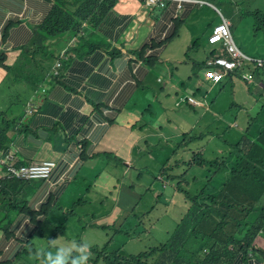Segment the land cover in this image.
Segmentation results:
<instances>
[{
  "label": "trees",
  "instance_id": "trees-1",
  "mask_svg": "<svg viewBox=\"0 0 264 264\" xmlns=\"http://www.w3.org/2000/svg\"><path fill=\"white\" fill-rule=\"evenodd\" d=\"M209 1L214 2L215 0ZM248 1L250 2V0ZM115 2L116 0H55L51 11L35 35L22 47V52L13 65H6V55L4 52L0 53V66L7 70L0 85L3 104L8 102L10 95L21 92L24 84L30 90H35L51 77L57 67L51 43L53 38L67 31L89 32L90 40H85L86 44H81L77 53L83 55L91 51L94 36L90 30L96 29L104 21L105 17L113 10ZM217 4L227 5L229 12L234 9L233 6H238V3L231 5L223 0H217ZM245 16L257 26L258 32L264 33V11L260 9L248 10L245 12ZM84 22L88 23V27L83 26ZM9 26L10 23L5 32ZM262 48L264 45L253 43L246 49V52L255 54ZM144 50L143 48L139 55L151 66V75H155L159 68L157 59L144 57ZM215 51L214 49L211 53H215ZM236 75L237 73L232 72L213 86L210 92L211 96H215L213 113H207L203 118L204 108L194 106L191 112H194L195 126L190 131L169 141L155 139L153 145H147L148 151H167L161 164L164 176L160 180L163 183V180L167 179L174 191L181 193L184 200L190 202L186 214L182 210L180 211L182 217L178 218L169 239L138 254L124 253L123 242H116L117 236L124 232L127 234L126 237L135 239L136 236H139L140 229L147 230L145 220L149 217L151 210L144 212L141 219L134 212L140 201L147 198L143 193L140 197L133 196L131 198L132 205L125 210V213L121 214V220L112 217L100 223L87 221L80 235L73 228H69L62 238L67 244L74 245L75 256L72 257V260L78 257L76 244L79 242L82 247L81 242L83 241L80 237L85 240L87 235L95 233H99L104 241L94 243L90 247L87 264H229L237 253L243 252L245 255L249 253L250 248H253L255 237L260 230L264 229V156H262L264 155V106L263 109H257L253 115L254 121L249 122L244 130L227 124L229 129H225L223 132L207 131V134H204L202 131L204 119L207 122L209 118L217 116V124L224 121L222 118L224 115L218 107L220 93L224 92V109L229 113L234 109L235 86H232L231 83ZM42 79V83H39ZM149 80L150 77L147 82L141 85V98L135 96L127 104V110L143 109L145 112L146 107L147 110H150L148 95L155 90L149 85ZM35 81H38L39 84H35ZM249 84H256V82ZM254 86L250 85L249 89ZM167 88L170 93L175 95H183L186 92V88L180 89L177 86L167 85ZM195 94L205 100L203 88H200ZM249 98L252 101L257 100L256 97ZM262 103L264 104V102ZM0 105L2 106V104ZM23 106L21 101L18 105H11L12 108L19 111V117ZM114 111L116 109L112 108L109 114L111 115ZM25 112L30 114L32 111L28 108ZM162 113L163 109L158 108L154 118L145 120L147 123L153 124ZM14 124L15 121L12 117L0 121V137L5 138V141L0 142V154L9 148L8 132ZM235 128L238 133L242 134V138H238L230 146L217 147V141L229 139ZM210 140L215 143H210ZM218 148L222 150L217 152V156L207 157L204 155L206 151H218ZM177 151L187 152L182 157H176ZM228 151H236L234 152L236 161L232 166L226 160ZM250 151H255L258 155H254ZM172 156H174V160L170 161ZM253 156H256L257 159L250 163L249 158ZM165 163L167 165H164ZM98 175L99 172L83 177L82 182L86 178L88 183L84 187L85 190L93 186ZM216 175L217 181H214ZM38 182H42V180L39 179ZM82 182H79L78 185H81ZM26 188L28 185L22 178L16 176L0 178V191H2L0 195V226L3 222L7 228H12L15 221L14 214L17 213L16 210H19L25 212L33 222L26 226V236L31 238L35 236L28 235L34 229L41 232L39 235L44 231H48L53 237L62 233L70 212L64 211L63 205L55 195H51L43 203L41 209L38 205H34L35 208L28 206L26 197H12L11 192L14 189L24 191ZM147 200L150 202L148 198ZM127 221L130 222V225L125 228L123 224Z\"/></svg>",
  "mask_w": 264,
  "mask_h": 264
},
{
  "label": "crops",
  "instance_id": "crops-1",
  "mask_svg": "<svg viewBox=\"0 0 264 264\" xmlns=\"http://www.w3.org/2000/svg\"><path fill=\"white\" fill-rule=\"evenodd\" d=\"M54 1L0 0V38L3 27L10 23L5 41L7 63H13L20 53L19 47L35 35L51 11ZM214 2L217 3V0ZM224 6L226 11H229V7ZM141 7L140 0H116L114 9L94 32L93 49L81 56L67 58L61 76L55 77L53 72L44 83H42V79L39 82L42 83V93H39V88L31 90V99L35 104V110L28 114L25 111L29 107L22 109L18 122L20 124L15 123L8 133L9 137L18 139L11 143V149L23 162L54 159L57 165L47 181L31 183L24 191L14 189L11 192L12 197L27 196L28 206L35 208L34 205L45 201L50 193H54L63 195V202L70 205L72 196L65 192V189L78 175L90 173L97 167L103 160V157L97 156L98 153L113 152L122 157L129 165L137 161L132 150L141 142L143 133L133 127L139 116L126 110L125 107L138 92L139 85L135 82L132 62L126 54L138 51L149 37L177 30L178 35L163 50V56L169 62L173 61L168 54L175 49L172 47L173 44L185 54L191 40L201 34L204 35L207 45L206 47L197 46L190 51L188 56L191 60H195L197 57L204 60L208 52L217 50V45L210 40L213 26L222 21L221 17L217 19V6H201L187 1L184 4L182 19L177 20L174 27L171 26V20L176 9L175 3H172L168 9H156L150 15L140 12ZM131 33H133V37L128 40L127 35ZM63 34L51 41L57 63L63 59L61 52L65 50L67 41L72 35L70 32L64 36ZM118 51H122V53L113 55ZM188 56L182 55L178 62H186ZM200 65L203 63L201 62ZM199 69L201 71L199 78L204 81L203 67H199ZM215 69L217 70V66ZM147 73V66L141 64L138 70L139 76H145ZM5 74L6 71L0 67V82ZM36 83L38 81H35ZM260 89L261 85L257 83L253 91L259 92ZM238 93H241L245 98L247 96L242 89L234 87L235 102ZM14 94L8 97V101ZM251 96L256 97L252 90L249 92L248 98ZM253 102L264 106L259 100L255 99ZM0 104L3 105L1 97ZM112 108L116 109L114 115L107 112ZM189 119L195 121L193 113L183 117L184 122H188ZM253 121L254 117L251 116L245 125ZM205 124L208 132L211 129H217V116L209 118ZM15 126H18L19 129H16ZM209 142L215 143L213 140ZM117 186V182L113 183V187ZM30 191H33V195H30ZM103 195V193L97 194L100 211L95 222L100 223L112 217L121 220L124 209L116 206L108 212L107 202L101 200ZM155 198L156 193L152 196L153 200ZM16 212L12 233L0 236V253L4 254V258L9 260L10 264H13V261L17 264H52V261L61 253L59 242L56 241V246L53 247L49 241L37 238L36 235L41 233L37 229L28 233V235H35L32 238L26 236V226L33 222L25 212ZM2 224L4 223L2 222ZM70 228H73L78 234L82 231L80 224L76 221H72ZM16 230L19 234L16 233ZM27 238L28 240H26ZM40 241L45 243L41 248L44 251L36 258L20 255V251L27 248L28 245L35 247ZM84 241H88L92 245L102 242L104 239L99 233H95L87 235ZM63 242L65 241L63 240ZM131 243L135 247L137 240L131 239ZM255 244L264 249V230L256 238ZM49 255L52 257L51 261L48 259ZM69 264H72V261ZM230 264H264V258L243 260L241 256H237Z\"/></svg>",
  "mask_w": 264,
  "mask_h": 264
},
{
  "label": "clouds",
  "instance_id": "clouds-1",
  "mask_svg": "<svg viewBox=\"0 0 264 264\" xmlns=\"http://www.w3.org/2000/svg\"><path fill=\"white\" fill-rule=\"evenodd\" d=\"M140 1L142 3V7H141L140 12L146 13L145 15H150L156 9H162V10L168 9L172 3H175L176 9L173 13L172 20H171V26H173V27H174L175 22L177 20L182 19L183 12H184V4L187 1L196 3V4L201 5V6L202 5H211L213 7H216V5L211 3L209 0H160L155 4H148L147 0H140ZM202 1H207V2L203 3ZM221 20H222L221 22H219L213 26L212 35L214 34V30L217 26H219L221 24H226L229 27L231 38H232V32H231L230 26L222 18H221ZM8 25H9V23H7L3 27L2 32H1L0 53H2V52L5 53L6 65H13L17 61V59L19 58V56L22 52V47L30 41L31 37L28 40V42H26L25 44L21 45V47H19L18 50L20 53H19L18 57L16 58V60L11 64L7 63L8 56H7V50L5 48V41L7 38L8 30H7V32H5V31H6V27ZM83 26L88 27V23L84 22ZM96 29L90 30V32L93 33V36H94V32L96 31ZM68 32L72 33V35L70 36V38L67 41V45H66L65 50L61 52V56L63 59H61L57 63V69L54 70L55 77L61 76L62 70L64 67V62L67 58H69L70 56H75V57L81 56L77 53V49L80 47L81 44H86L85 40H90L89 32L85 33L83 31H80L78 33H73L72 31H67L63 34V36ZM177 35H178V32H177V30H175L171 33L165 32L160 36H151L148 38V40L144 43V45L138 51H136L135 53H127L126 54L129 58V60L132 62V72H133V75L135 76V82H137L139 85L138 92L136 93L135 96H138L139 98H141V85H142V83L147 82V79L149 77H150V80L148 81L149 85L151 86L152 89L155 90V92H151L148 95V98L150 100V104H149L150 110H147L148 109L147 107L145 108V110H146L145 112L143 109H137V110L129 109L128 110L130 112L136 113L139 116L137 121H135V123L133 124V127H135V129H137L139 131H142V133H143V137L141 139V142L139 143V145L135 146L132 150L133 155L135 157H137V161L135 163L129 165V163L126 162L122 157L116 155L113 152H110V151L100 152L97 154V156L103 157V160L97 165V167L93 171H91L90 173H87L86 176H82V175L79 176L78 175L76 177V179L74 181H71L69 183V185L67 186V188L65 189V192L69 193V195L72 196V200L70 202V205H66L63 202V200H62L63 195H56L54 193H50L45 201L40 202L38 204L39 209H41L43 203H45L51 195H55L56 198L59 199L61 204L63 205L64 211L70 212V216H69V219H68V222L65 226L64 231L62 233H59L55 238H60L61 241H63L62 237L69 230V228L72 227V221L78 222L80 224L82 230H83L84 226L86 225L87 221H95V218H97L99 211H100V203H98V201H97V194H99V193L104 194L102 196L101 200L107 202V207L109 209L108 212L112 211L113 208L118 206L121 209H124V213H125V210H127L132 205V200H131L130 205L127 207H124L125 204H122L121 201L117 199V196L120 194L119 189L121 187L120 177L117 174L112 173L110 170L107 169V166L109 164V160L113 159L117 166L123 167V169H124L123 173L128 171V170H135L139 166H144L147 163H158L160 166L158 178L162 179L164 176V172L161 168V164H162V160H163L164 156L166 155L167 151L146 152V151H148L147 145L148 144L153 145L155 143V139H163L164 141H169L170 139L178 138L181 134H183L184 132L190 131L195 126V121H193V119H189L188 122H184L183 117L186 115H191L192 113L194 114V112H191V109L197 103L196 97L193 95L186 97L185 94L187 92V89H185L186 92L183 95H175V94L170 93L168 91V88H167V85L171 86L170 82L173 78L174 67L171 64V62L165 60V58L163 56V50H164L165 46ZM212 35H211V37H212ZM132 37H133V33L127 35L128 40H130ZM82 38H84V40H82ZM210 40H211V38H210ZM232 41H233V38H232ZM211 42H213V41L211 40ZM213 43L217 45V44H221L222 42L218 41V42H213ZM105 45H107V43ZM206 45H207V42H206L203 34H201L200 36H196L195 38H193L191 40V43L188 45L185 54L188 56V55H190V51H192L195 47H197V46L198 47H206ZM143 48L145 49L144 54H143L144 57H155L157 59V62L159 64V68L157 69V72L155 75H151V72H152L151 66L148 64V62L144 58H141L139 55V53L141 52V50ZM212 51L213 50L208 52L207 57L204 60H202L203 65L197 66V68H196V69H198L199 67L200 68L203 67L204 81L213 82L214 85H216L218 82H220L223 79V77L229 76V74H231L232 72L237 73V75L234 77V79H235L238 76V72H236L235 70L226 69L224 66H222L218 63H215L221 57L219 56L217 58V50L215 51V53H211ZM119 53H122V51L115 52V53H113V55L119 54ZM141 64H145L147 66L148 73L145 76H139V74H138L139 66ZM216 66H217V70L222 73L221 78L218 79L217 81L213 80L212 78H208L206 75L208 70L217 71L215 69ZM1 68H3L7 74V70L4 67H1ZM257 70L259 72L264 71V69H261V68H257ZM225 71H228V72L225 73ZM6 74H5V76H6ZM5 76H4V78H5ZM4 78L2 79V81L4 80ZM2 81L0 82V85H1ZM251 82H255V81H251ZM251 82H249V83H251ZM257 83H259L260 85H261V83L263 84V85H261V89L259 91V93H261L262 91H264V77L259 78L256 81V84ZM180 89H182V88H180ZM38 91H39V93H42V84L39 86ZM134 97H132V99ZM190 98H193L194 101H191ZM256 98L258 100L257 95H256ZM201 99L203 100L204 103L206 102V97H205V100L203 98H201ZM131 100L129 101V103L131 102ZM166 101L168 102V105L172 104L173 106H176V107H182L183 111L180 115V121L177 123L171 121V123H173L175 125L178 124L180 127L185 128L186 130H182L181 132H176V131L169 129L167 126H165L162 123V117L166 114V112H168V105L165 103ZM31 103L34 105V108H35V104L33 102H31ZM195 107L204 108V106H195ZM158 108H162L163 113L160 114V116L156 119V121L153 124L147 123L145 119L146 118H151V119L154 118L157 111H158ZM110 111H111V109L108 110L107 112L109 113ZM256 112H257V109L255 110V113ZM115 113H116V111H114L111 115H114ZM253 115H254V113L251 114V116H253ZM167 121L170 123V118H168ZM161 132L163 133V135H161ZM11 143H12V141H10L9 148L5 151V155L3 156V159H2L1 165H0L3 168V171L5 173V175L3 177L16 176L18 178H22V179H24V181H26V184L28 186L31 183L32 184L39 183L38 182L39 179H41L42 182H44L50 178L51 174L53 173V171L57 165V163L54 159H44V160H41L39 162H30V163L23 162L17 156L16 152L11 149ZM135 149H137V151H135ZM186 152L187 151H177L176 157H182ZM3 153H1V154H3ZM143 157H145V159H143ZM173 160H174V156H172L170 161H173ZM38 166H40V168ZM97 172H99V175L96 178V180L94 181L93 186H91L90 188L85 190L84 187L87 186L88 183H87L86 178L82 182L83 177H87V176L92 175V174L97 173ZM83 175H84V173H83ZM108 175L110 177H107ZM3 177H0V178H3ZM156 178H157V176H156ZM79 182H82V184L78 185ZM115 182L118 183V186L116 188L113 187V183H115ZM166 183H169V182H165V180H163L164 186H166L165 185ZM155 193H156V198H155V200H153L152 196L155 195ZM145 194H146V197L153 204L149 217L159 209L161 204H164L166 207L171 208V204L173 203V199L171 201H169L167 195H165V192H163L159 189L150 187L147 189ZM25 197L27 198V196H24L21 198H25ZM86 198L88 200H90V202L92 204H94L93 209L95 210V212L93 213V215L91 217H89V216H87L86 213H82L81 215H79L78 218H71L72 216L77 214V205L86 201ZM185 202L187 203V201H185ZM189 207H190V202L188 201L187 207L182 210L184 214L187 213ZM16 211H19V210H16ZM181 217H182V215L179 212L178 218H181ZM29 219H30V217H29ZM127 222L129 223L128 225H126ZM127 222H124V224H123V226L125 228L130 225V222L129 221H127ZM174 229H175V227L173 228V230ZM173 230L169 233V236H167V239L165 241H162V242H159L158 244L150 246L143 251H146L151 247H154V246H157L161 243L166 242L169 239ZM263 230L264 229L260 230V232L255 237L254 242H253V248H250V251L247 255H245L243 252H239L231 259V261L237 256H241L243 260H247V259L256 260L258 258H264V249L262 247L256 246V244H255L256 238L263 232ZM80 238L84 242V244L82 247L77 249L78 257L76 259L72 260V264H87V261L89 259V255H90L89 250L93 244L90 245V243L88 241H84L82 237H80ZM126 238L130 241H131V239H134V237H126ZM135 239L138 242L140 237L136 236ZM125 242H126V240L124 239L123 245ZM49 243L53 247L56 246L55 240H51ZM60 247H61V253H60V255L57 256V258L54 261H52V264H66V258L67 257H66L65 250H64L65 246H60ZM70 250L71 249H67V251H70ZM43 251L44 250H40V252H43ZM143 251L129 252V253L138 254V253L143 252ZM48 259L50 261L52 260L51 255L48 256ZM231 261L229 262V264L231 263ZM0 264H10V261L4 258V254L2 252L0 253Z\"/></svg>",
  "mask_w": 264,
  "mask_h": 264
},
{
  "label": "rangeland",
  "instance_id": "rangeland-1",
  "mask_svg": "<svg viewBox=\"0 0 264 264\" xmlns=\"http://www.w3.org/2000/svg\"><path fill=\"white\" fill-rule=\"evenodd\" d=\"M231 5L238 3V6H233L234 9L226 11L224 5H218L215 2L210 1L213 4H217V19L221 17L231 28L232 32V44L225 46L223 44H217V58L223 54V52H228L231 54L232 50H237L239 53V57L242 62L233 68L238 72V76L233 80L231 83L232 86L236 88L242 89L246 94V98L243 97L241 93L237 95V101L235 102L234 109L229 113V111L224 109V102L225 96L224 92L220 93L218 96V107L223 113L224 121H221L220 124H217V129H211V131H219L223 132L225 129H229L227 124H231L234 127H237L239 130H244L246 128L245 122L251 116V113H254L256 109H263V106L257 105L256 102H253L250 98H248L249 92L252 90L253 95H257L260 102H264V91L261 93L253 91V87H250L249 80L253 79L255 82L259 79L264 77V73L259 72L256 67H260L257 63H246L243 61L245 58H250L252 60H259L264 59V48L261 51L251 54L246 52V49L249 48L250 44L259 43L264 45V33L258 32L257 26L251 22L246 16L245 12L248 10L260 9L264 11V0H223ZM206 3L207 1H202ZM244 9V11H242ZM69 14H72L69 12ZM175 49L170 51L168 54L173 60L171 64L174 67L173 70V78L170 82L171 86H178L180 88H186L187 92L185 94L186 97L193 95L197 99V103L194 106H204L202 111V117L205 118L207 113H213V105L215 96H211L210 92L214 86L213 82H206L202 81L199 78L201 73L200 69H195L196 66H199L202 62L201 57L195 58V60H191L189 57L186 62L179 63L178 59L181 56L185 55L182 50L176 45H172ZM228 71H225V73ZM200 88L204 90V96L206 97V102L204 103L203 100L196 96L195 92L199 91ZM221 91V90H220ZM32 91L29 89L27 85H23L22 91L17 92L13 95V97L2 106L0 105V121L7 119L8 117H12L13 120L17 125H19V113L18 110L12 108L11 105L15 104L18 105L19 101H21L24 106L23 108H27L32 106V99H31ZM172 102V101H171ZM168 105V102H165ZM193 106V107H194ZM248 109V110H247ZM243 112H242V111ZM250 110V111H249ZM182 107H176L172 104L168 105V112L162 117V123L167 126L169 129L181 132L182 130H186L185 128L180 127L178 124L175 125L171 123V121L177 123L180 121V115L182 113ZM170 118V123L167 121ZM221 119V118H219ZM208 122V120H207ZM235 122V123H234ZM206 121L205 119L202 121V131L204 134H207V130L205 128ZM226 125V127H224ZM16 129H19L18 126H15ZM161 135L163 133L161 132ZM238 138H242V134L238 133L237 129L233 130V134L229 139L217 141V147H227L234 144ZM9 141L16 142L18 139L16 137H8ZM5 141V138L0 137V142ZM218 151H206L204 153L207 157H215L217 156V152L222 150L221 148L217 149ZM236 151H228L226 154V160L230 166L236 161V157L234 155ZM254 155H258L255 151H250ZM3 154H0V165L3 159ZM86 156V154H85ZM264 156V155H262ZM145 159V157H143ZM257 157L253 156L249 158V162L252 163L256 160ZM164 165H167L165 163ZM15 168V167H14ZM159 164L158 163H147L144 166H139L136 170H128L123 173V167L117 166L113 159L109 160V164L107 169L110 170L112 173L117 174L120 177L121 187H120V194L117 196V199L121 201L122 204H125L124 207L130 205L131 198L140 197L143 193L147 191L148 188L153 187L165 192L167 195L168 200L171 201L173 199V203L171 204V208L166 207L164 204H161L159 209L154 212L150 217L145 220V225L147 230L143 228L140 229V239L136 243V246L133 247L130 240L126 238L127 234L124 232L122 235L117 236L116 242L120 243L121 240H126L123 245V252H138L147 249L150 246L158 244L159 242L165 241L169 233L173 230L176 223L178 222L179 212L187 207L188 202L186 203L183 195L181 193H176L174 191L173 186L169 185V183L164 184L158 178L159 174ZM5 175L3 168L0 166V177ZM157 176V178H156ZM107 177H110L109 175ZM214 181H217V175L214 177ZM165 182H168L165 179ZM2 191H0V195ZM30 195H33V191H30ZM152 203H150L147 198H144L140 201L138 207L135 209V214L139 216V219L142 218L144 212L151 210ZM94 204L90 202L86 198V201L77 205V214L72 216L71 218H78L79 215L82 213H86L87 216L91 217L95 210L93 209ZM129 223L127 222L126 225ZM12 232V228H7L5 224L0 226V236L9 235ZM16 233L19 232L16 230ZM37 238H42L44 241H51L55 240L58 241V245L65 246V254H66V262L67 264L71 263L72 257L74 255V246L72 244H67L61 241L60 238H55L49 234L48 231H44L41 235ZM28 240V238L26 239ZM30 243V242H29ZM82 246H83V242ZM31 244V243H30ZM45 245L44 242L40 241L36 244V246L30 247L29 245L24 250L20 251V255L23 257H37L41 252V248ZM8 247V246H7ZM76 249L80 248V243L78 242L75 246ZM67 249H71L67 251ZM137 250V251H134ZM39 252V253H38ZM13 264H17L13 261Z\"/></svg>",
  "mask_w": 264,
  "mask_h": 264
},
{
  "label": "built area",
  "instance_id": "built-area-1",
  "mask_svg": "<svg viewBox=\"0 0 264 264\" xmlns=\"http://www.w3.org/2000/svg\"><path fill=\"white\" fill-rule=\"evenodd\" d=\"M160 0H147L148 4H155ZM211 40L213 42H222L221 44L228 46L232 44V38L230 34L229 27L226 24H221L217 26L214 30V34L211 37ZM221 58L218 59L215 63H218L222 66H224L226 69L232 70L236 66H238L242 60L239 57V53L237 50H232L231 54L228 52H223V54L220 56ZM244 62L246 63H257L260 67L256 68H261L264 69V59H259V60H252L250 58H245L243 59ZM208 78H212L213 80L217 81L218 79L221 78L222 73L220 71H215V70H208L206 73ZM249 82L254 81L253 79H248ZM261 85H263L261 83ZM191 101H194L193 98H190ZM30 111L35 110L34 105L29 106ZM40 168V166H38Z\"/></svg>",
  "mask_w": 264,
  "mask_h": 264
}]
</instances>
